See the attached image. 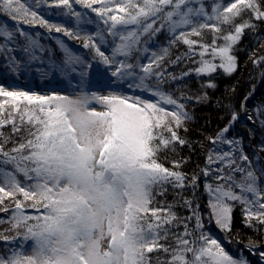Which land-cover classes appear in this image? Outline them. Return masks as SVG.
<instances>
[{
	"label": "snow or ice",
	"instance_id": "6c2138e0",
	"mask_svg": "<svg viewBox=\"0 0 264 264\" xmlns=\"http://www.w3.org/2000/svg\"><path fill=\"white\" fill-rule=\"evenodd\" d=\"M42 5L63 19L45 18L36 10ZM0 11L15 22L14 28L0 26L4 74L35 71L56 85L41 93L0 84V165L13 166H0V264H249L242 251L237 258L206 230L191 197L183 199L189 214L180 216L154 192L163 195L168 184L181 192L198 187L197 172L189 179L180 170L184 159L161 155L189 144L179 129L192 118L186 110L192 97L183 91L177 97L164 85L191 73L200 79L218 69L234 72L237 42L246 29L258 28L254 18L264 22L262 0H212L210 11L204 0H36L35 8L30 0H0ZM21 24L63 33L88 54L57 39L62 58L54 59L48 49L47 68H33L41 60L36 50L45 49ZM17 32L23 44H17ZM161 33L168 46L159 52L146 42L141 47L142 37ZM181 43L187 52L165 63L171 47ZM17 48L26 58L13 55ZM134 52L145 55L131 62ZM181 61L197 66L179 76L167 71ZM253 63H264V56ZM206 86L215 84L209 79ZM240 109L246 110L244 103ZM261 115L257 108L256 118ZM237 119L232 111L211 138L228 150L209 149L200 169L208 220L229 240L236 203L245 225L256 231L264 226V165L259 155L253 160L244 152L242 138L226 135ZM210 175L222 183H209ZM245 247L264 262V242L249 237Z\"/></svg>",
	"mask_w": 264,
	"mask_h": 264
},
{
	"label": "trees",
	"instance_id": "16d2710c",
	"mask_svg": "<svg viewBox=\"0 0 264 264\" xmlns=\"http://www.w3.org/2000/svg\"><path fill=\"white\" fill-rule=\"evenodd\" d=\"M208 1L212 2V0ZM30 2L35 8L36 0H30ZM262 3H264V0H262ZM47 7L49 6L42 5L41 8L36 10L44 15L45 18L63 19L50 16L43 10ZM254 22L258 23V28L255 31L246 29L241 40L237 42L235 46L233 54L237 57V68L234 72L226 74L218 69L214 73L203 75L200 79H197L195 74L191 73L183 79L166 83L164 86L165 90L173 92L177 97L180 96L181 91L187 93L189 97H192L186 102V110L190 112L192 118L185 122L184 127L179 129L180 134L186 137L190 146L189 144H177V151L175 153L168 152L162 153L161 155L175 156L184 159V163L181 165L180 170L185 172L189 179L193 172H197L198 187L195 190L187 188L181 192L179 188L174 190L172 185L168 184L165 185V192L163 195H160L158 189L154 192V195L157 201H163L164 206L172 204L174 210L180 216L189 214L188 209L183 207V199L185 197H191L193 199V207L199 205L201 212L204 214L206 230L211 231L213 234H215L216 228L213 226V221L209 222L208 220V193L204 189L205 179L202 178L200 169L204 164L211 138L214 137L217 130L222 126L226 117L231 114L232 111H241V103L245 105L246 110H244V113L253 117L251 121H240L236 125V129L242 137L244 151L253 160L259 155L260 164L264 165V150H261L260 147L262 142H264V127L260 124V119H264V63H253V60L257 56H264V22L255 21V18ZM4 24L12 28L15 27V22L12 21L6 13L0 11V26ZM20 27L29 32L34 38H38L39 42L43 45L49 46L54 42V38H63L65 41L72 40L73 43L70 44L72 46L71 48H74L73 50H85L82 48L81 43L69 39L64 36L63 33L52 31L51 34H49L48 30L39 25L21 24ZM84 27L90 28L91 25H84ZM37 33H39V36L36 35ZM161 37V47L168 46L166 34L161 33ZM208 39L210 42V33L208 34ZM0 42H3L2 38H0ZM16 42L17 44L24 43L23 38L19 36L18 32L16 33ZM183 52H187V47L182 43L172 46L170 49L171 55L165 58V63H167L169 58L174 60L177 55ZM16 53L20 56L18 59L25 58V54L23 52L21 53L19 48H17L13 54L15 55ZM37 53L36 51V54ZM253 53H255V55H253ZM1 62H5L2 54H0V63ZM195 66L197 65L191 62L184 63L181 61L176 65H167V71L173 72L179 76L181 71L187 72L189 67ZM209 79L214 82V88L206 86V82ZM177 85H180V87L177 88ZM203 93L207 94V99H202L200 101L195 100V95ZM245 97H247V100H245ZM257 108H260L262 111V115L259 119L256 118ZM249 129L253 130V134L249 133ZM3 131L5 133H10V126H4ZM15 139L19 140L20 136L16 135ZM7 147L11 148L12 144L9 143ZM164 162L166 166H171L169 160H165ZM0 166L8 168L9 170L13 167L11 164ZM20 179L22 180L23 177L20 176ZM241 208L242 205L236 203L233 209V227L230 234L233 239L229 240V243L241 250L244 254H249L248 251L244 249L248 238L251 237L253 240L264 242V226H262L259 231H256L245 225L243 223L244 217L242 216ZM173 230H175V228H173ZM180 230H182V225L180 226ZM237 232L240 234L239 240L234 239ZM226 248H228V246ZM153 256H155V254H153Z\"/></svg>",
	"mask_w": 264,
	"mask_h": 264
},
{
	"label": "rangeland",
	"instance_id": "374dc122",
	"mask_svg": "<svg viewBox=\"0 0 264 264\" xmlns=\"http://www.w3.org/2000/svg\"><path fill=\"white\" fill-rule=\"evenodd\" d=\"M204 3L206 5V7L208 8V10L210 11L211 10V2L208 1V0H204ZM87 29L93 30V31L95 30L94 29V25L93 26L91 25V27L90 28H87ZM35 39H38V38H35ZM58 39H63V38H58ZM53 40H54V42L52 44H50L49 46H46V45H43V44L40 43L41 45L44 46V49L45 50L43 52H41L39 49L36 50L38 53L37 54L35 53V54L37 56L41 57V60L34 61L33 62V68H36V67H44V68H47V66H48V63L47 62H48V58H49L48 49H52V56H53L54 59H57L58 60V59L62 58L63 52L61 51V49L59 48V46L56 43L57 39L54 38ZM145 42H146V46L150 50H154V51L159 52L161 50V48H162L161 47V45H162L161 44L162 43L161 34H158L154 38H149L148 36L142 37L141 47H144L145 46ZM65 43L70 48L72 47L71 44H70V43H73L72 40L65 41ZM74 51H76L77 53H80V54H88L86 49L85 50H80V51H77V50H74ZM21 53H22V51H21ZM148 54H150V53H148ZM144 55L145 54H143L141 52H134L133 55H132V58H131V62H134L137 56H141L143 58ZM15 56L17 58L20 57L18 55V53H16ZM4 63L3 62L0 63V84H3L5 86L11 85V86H13V87H15L17 89H21V90H29L30 89V90L38 91V92H41V93H43L45 90H47V89H49V88H51L53 86H56L55 83L51 80V76L50 75H43L42 76L40 73H37L35 71H33L30 74L29 73H23V74H21L19 76H16L14 74L13 75L4 74V73L7 72V70L3 68ZM59 79L60 78H59V76L57 74V80H59ZM124 88L126 90H128L129 92H132L133 91L131 89H127V85H124ZM136 94H140L139 91H136ZM144 95L147 96L148 94L147 93H144ZM248 117L249 116L246 115L244 113V111H239L238 112V119L232 124V126L230 127V130L228 131V133H226V135L229 138H233V137L242 138L241 135H240V133L236 129V125L240 121L241 122L251 121V120L248 119ZM230 119H231V114H229L226 117L224 123L217 130V132L220 129L224 128L225 125L228 124V121ZM241 147L243 148V145L242 144H241ZM212 148H216V149L221 150V151L228 150V146L227 145H223V144H216V145H214L212 143V139H211L210 144H209V147H208V150H207V153H206V156H205V161H204V164H203L202 168L205 166L206 158L208 156L209 149H212ZM243 150H244V148H243ZM217 167H219L218 164L212 165L213 170H215V168H217ZM235 175H236L237 179H239L240 173H235ZM201 176H202V178L206 179L202 172H201ZM207 180H208L209 183H212V184L222 183V181L215 180V178L213 176H211V175L207 178ZM260 183H261V185H264V177H261L260 178ZM234 190L235 191H239L238 188H235ZM213 226L216 228V232H215L214 235L217 236L221 240V242L224 244L225 247L228 246L227 250H229L231 253H233L234 255H236L237 258H239V254L241 253V250H239L234 245H232V244L229 243V239H226L225 238L224 232H222L216 226L214 220H213ZM244 249L246 251H248V253H249V254H244L243 253L244 257L249 261V264H264V262L260 261V259H259V253L258 252H255V253L254 252H250L246 247ZM262 250H264V249H262Z\"/></svg>",
	"mask_w": 264,
	"mask_h": 264
}]
</instances>
